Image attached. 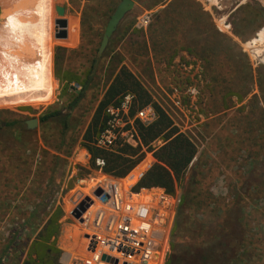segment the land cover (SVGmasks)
<instances>
[{
	"label": "rangeland",
	"instance_id": "obj_1",
	"mask_svg": "<svg viewBox=\"0 0 264 264\" xmlns=\"http://www.w3.org/2000/svg\"><path fill=\"white\" fill-rule=\"evenodd\" d=\"M120 1L17 0L24 21L21 31L15 39H8V34L1 38L12 52V62L0 86V258L9 231L17 226L18 212L35 206L49 212L62 208L58 238L61 262L64 264L66 253L83 255V237L88 231L72 215L75 208L106 178L126 181L142 165L143 174L131 186L132 191L141 189H137L139 181L156 162L152 152L126 178L118 179L92 167V157L82 145L99 100L122 66L136 75L176 126L197 145L198 154L184 176V184L200 181L198 189L210 192L217 202L221 198L232 201L253 159L264 161V103L258 86V70L264 68V60L251 53L254 41L264 31V0L181 1L184 11L194 10L196 22L182 19L177 13L158 14L172 0H137L101 57L104 69L100 87L97 93L88 94L80 111L83 117L74 134L77 142L67 155L64 149L61 151V124L51 120L43 123L40 119L55 110L67 111L73 96L81 90L76 79H85ZM226 4L229 6L224 8ZM58 6L65 8L63 17L58 15ZM198 7L210 14L216 30L225 38L209 43L204 33L209 29L208 18ZM2 15L7 17L0 3V23ZM143 16L150 18L146 31L136 28ZM60 18L68 21L67 39L55 37V21ZM189 28L192 31L187 33ZM209 49L214 56L209 55ZM210 65L219 74L216 82L211 81ZM235 66L245 72L231 83L237 76L230 72ZM228 88L240 90V97H245L240 100L227 94ZM113 112L116 128L122 131L127 113ZM32 119L39 120L34 130L26 124ZM113 130L101 140L107 143L116 138ZM121 137L134 145L129 130L123 131ZM163 144L158 140L154 146ZM171 195L179 198L178 212L182 189ZM219 208L224 206L219 204ZM191 215L195 221L182 231L173 230L174 221L163 264L172 254L181 253L185 246L202 244L213 233L198 222L203 220L202 212ZM33 238V233L26 232L21 246L11 248L3 264H22ZM253 245L260 249L246 255V264H261L260 259L264 264V236L256 237Z\"/></svg>",
	"mask_w": 264,
	"mask_h": 264
},
{
	"label": "trees",
	"instance_id": "obj_2",
	"mask_svg": "<svg viewBox=\"0 0 264 264\" xmlns=\"http://www.w3.org/2000/svg\"><path fill=\"white\" fill-rule=\"evenodd\" d=\"M181 1L183 0H172L168 5L165 4L158 14L177 13L182 19L186 18L196 22L194 10H190L188 7L189 10L184 11L180 8L182 7ZM198 8L208 18L209 29L204 33L207 34L209 43H212L216 38H223L224 36L213 25L210 14L205 12L202 7ZM183 14L185 16H182ZM180 21L179 19L177 24ZM82 25V37L84 39V19ZM173 30H176V27ZM186 31L190 33L192 30L189 28ZM147 32L152 37L150 31ZM152 33L154 34L153 31ZM190 38L192 41L194 40V36ZM81 48H84V45H81ZM209 51L211 52L210 54L208 52L210 56L215 55L212 49ZM189 53L192 54V51ZM11 62L12 52L0 40V86L4 84L10 73ZM103 69L102 58L95 55L85 79L83 81L76 79L81 90L73 96L67 111L55 110L40 119L43 123L51 120L61 124V146L64 145L61 147V151L64 149L65 155L77 142L74 134L76 133L75 128L83 117L80 111L88 94L90 92L97 93ZM250 70L251 68L247 65V71L250 72ZM209 72L211 81L216 82L219 78L217 70H214L210 65ZM230 72L237 75L231 79L232 83L244 74L245 69L235 66V69ZM258 77L261 100L263 99L264 103V68L258 70ZM226 92L239 97L240 100L245 97V95L240 97V90L233 88H228ZM127 95H130L132 99L128 113L124 117L123 123H126V126L122 131H118L116 128L117 120L114 121L109 109L123 112V103ZM147 106L154 108L156 119L152 123L144 124L135 116L137 112ZM16 124L18 125V123ZM109 130H113L116 138L111 139L105 146L100 145L99 141ZM125 130H129L134 136L137 141L136 146L121 137V133ZM117 131L121 133L118 134ZM158 140H162L164 144L155 147L154 144ZM82 145L92 157V167H97L105 174L118 179L126 178L145 159L146 154L152 152L156 162L141 178L137 189L162 188L168 194H175L178 189H182L180 207L173 230L182 231L185 226L189 225L190 221H195L191 215L193 212L196 215L202 212L203 220L198 222L203 225L205 230L209 229L213 232L211 236L202 244L185 246L181 253L172 254L169 256L167 264H246V255L250 251L260 249L253 244L256 237L262 238V235L264 236V171H262L264 161L253 159V164H250V172L241 182H238L237 192L232 201L221 198L222 201L217 202L215 196L210 192L204 193L198 189L201 187L200 181L189 186L184 184V176L198 154L197 145L176 126L170 115L158 105L152 94L127 67L122 66L119 69L103 98L99 100L90 124L84 133ZM98 162H102V164ZM143 172L144 167L142 165L133 171L126 178L128 186H133ZM43 199L40 200V203H43ZM219 204L223 205L224 209H222L223 207L219 208ZM232 211L233 214H236L235 217L230 214ZM62 216V208L49 212L43 207L35 206L30 211L18 212L16 219L19 223L17 222V226L9 231L0 264L4 263V256H7V252L11 248L16 250L21 246L20 240L26 232L33 233L34 238L30 242L26 258L22 264H63L61 262L62 251L58 247ZM259 261L261 264L263 263L261 259Z\"/></svg>",
	"mask_w": 264,
	"mask_h": 264
},
{
	"label": "built area",
	"instance_id": "obj_3",
	"mask_svg": "<svg viewBox=\"0 0 264 264\" xmlns=\"http://www.w3.org/2000/svg\"><path fill=\"white\" fill-rule=\"evenodd\" d=\"M149 23L150 18L143 16L136 28L146 31ZM131 99L130 95L125 97L123 112L128 113ZM113 111L117 110L109 109L112 116ZM135 118L149 124L156 119V114L152 106H147L137 112ZM134 142L137 145L135 139ZM99 144L105 146L106 142L101 140ZM98 189L102 190L100 195H96ZM106 189L98 185L88 197L92 201L90 207L80 218H76L88 233L83 237L84 254L74 256L71 253V264L77 261H80L79 264H114L103 261V256L116 260L117 264H154L160 254V263L163 264L179 198L162 188H141L139 191L121 189L112 194ZM64 264L70 263L64 261Z\"/></svg>",
	"mask_w": 264,
	"mask_h": 264
},
{
	"label": "water",
	"instance_id": "obj_4",
	"mask_svg": "<svg viewBox=\"0 0 264 264\" xmlns=\"http://www.w3.org/2000/svg\"><path fill=\"white\" fill-rule=\"evenodd\" d=\"M136 2H137V0H121L119 2V4L117 5L114 13L112 14L110 20L107 23V26H106L100 47L98 49L97 56L99 58H101L105 54L111 39L113 38V36L117 32L121 23L135 9ZM57 12H58V15L60 17H63L65 15V8L58 6ZM55 24H56V35H55V37L57 39H67L68 38V31H67L68 21L64 18H60V19H57L55 21ZM26 124H27L28 129L34 130L39 125V120L38 119L28 120L26 122ZM101 192H102V190L98 189L96 191V195H100ZM104 199H105V197H104ZM91 203H92V201L89 198L82 201L78 205V207L72 212V215L77 219L80 218L87 211V209L90 207ZM102 260L112 262L114 264L118 263L116 260H112V259L108 258L107 256H103Z\"/></svg>",
	"mask_w": 264,
	"mask_h": 264
},
{
	"label": "bare ground",
	"instance_id": "obj_5",
	"mask_svg": "<svg viewBox=\"0 0 264 264\" xmlns=\"http://www.w3.org/2000/svg\"><path fill=\"white\" fill-rule=\"evenodd\" d=\"M0 3H1V7L3 8V10L7 16L6 18L3 15L1 17L2 22L0 23V40L4 34L10 35L8 39H10V38L15 39V38H17L19 32L21 31L22 22H24V21H22L23 19L21 16V10H19V7H18V2H17V0H0ZM222 3H225V2L223 1ZM216 4H217V2H216ZM228 6H229V4L223 5L224 8H226ZM7 21H10V23L8 25H7ZM253 45H254V48L252 46L253 49H252L251 53L254 55L262 56L263 60H264V31L259 35L258 39H256L254 41ZM100 185L102 187L107 188L106 190L111 192V194L117 190L120 191L121 189H125V191H128L131 188V187L127 186V183L125 180L115 181L114 179H111V178H106L104 181L101 182ZM88 196H91V195L89 194ZM84 197L80 200V202L84 199ZM82 248H83V246L81 247V249ZM70 254L71 253H66L64 255V261L69 262L71 264L72 258L70 257ZM160 262H162L161 254H160V258L158 260H155L154 264H161ZM150 263H153V262H150Z\"/></svg>",
	"mask_w": 264,
	"mask_h": 264
},
{
	"label": "flooded vegetation",
	"instance_id": "obj_6",
	"mask_svg": "<svg viewBox=\"0 0 264 264\" xmlns=\"http://www.w3.org/2000/svg\"><path fill=\"white\" fill-rule=\"evenodd\" d=\"M248 1V0H247Z\"/></svg>",
	"mask_w": 264,
	"mask_h": 264
}]
</instances>
